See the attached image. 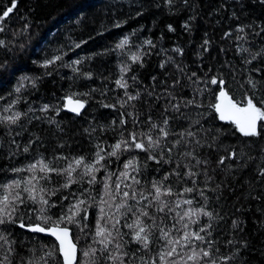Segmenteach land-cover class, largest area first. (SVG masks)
<instances>
[{
    "label": "trees",
    "instance_id": "16d2710c",
    "mask_svg": "<svg viewBox=\"0 0 264 264\" xmlns=\"http://www.w3.org/2000/svg\"><path fill=\"white\" fill-rule=\"evenodd\" d=\"M11 3L0 0V14ZM0 26L4 28L0 40L5 41L0 47V115L10 114L6 108L22 114L16 125L0 124V183L26 177L27 173L12 169L41 158L49 161L57 155L82 156L94 162L98 144L105 152L110 151L122 132L127 137L132 131L147 130L149 116L157 122L167 116L175 132L189 129L196 133L186 150L207 161L192 168L198 175L191 179L170 175L165 183L182 193L171 199L193 200L191 206L182 204L181 210L203 206L218 215L212 238L220 254L233 255L228 264H264V176L259 174L264 169V128H258L259 136L246 138L230 123L220 121L211 107L219 89L210 82L214 77L223 79L235 102L245 103L247 95L264 107V0H172L171 4L167 0H17ZM125 38L128 44L124 49H116ZM133 54L140 55V61L133 63ZM55 55H61L62 60L47 68L42 66ZM77 60L81 63H73ZM125 66L128 70L122 73ZM121 75L127 90L115 84ZM249 79L257 82L255 89L247 83ZM125 91L139 93V98L121 107V101L127 99ZM69 97L84 102L80 115L63 110V102ZM193 99L200 106L186 107L185 101ZM173 104L180 106L178 112L171 109ZM44 106H48L47 111H42ZM127 113H139L136 124ZM121 118L126 120L124 125L119 123ZM168 139L175 140L176 136ZM233 149L236 158H228ZM147 155L133 149L122 152L118 159L106 156L97 166V183H73L69 189L50 195L56 206L47 214L53 220L61 215V203L66 213L72 203L85 201L79 205V223L62 225L71 231L80 264L86 260L83 252L92 243L97 224L111 228L110 217L119 216L115 207L100 203L105 182L113 190L114 182H120L121 192L130 190L125 187L128 184L142 190L177 169L178 163L180 172H187L185 163L195 164L175 149L170 162L157 163L146 159ZM156 155L159 159V152ZM221 157H225L223 164L219 163ZM129 159L138 171H127L141 181L140 185L131 179L117 180ZM193 179L197 181L194 191L184 194V187H193ZM51 180L50 187L63 183L59 176L53 175ZM115 195L118 201L120 193ZM32 208L29 201L18 209L15 223L0 225V232L13 242L12 264H24L23 258L31 255L29 249L56 245L52 239L18 226L21 222L25 227L40 223ZM121 232L128 233V229L121 228ZM6 247L0 248V255L5 254ZM136 248L130 243L125 250ZM143 255L148 258V254ZM57 262L62 264L58 253L50 264Z\"/></svg>",
    "mask_w": 264,
    "mask_h": 264
},
{
    "label": "snow or ice",
    "instance_id": "6c2138e0",
    "mask_svg": "<svg viewBox=\"0 0 264 264\" xmlns=\"http://www.w3.org/2000/svg\"><path fill=\"white\" fill-rule=\"evenodd\" d=\"M167 2L171 4L172 0H167ZM16 4L17 0H12L11 6L7 7L0 14V21H3L13 12ZM27 27L28 25H25V29ZM3 30V26H0V32ZM169 30H173L171 26H169ZM239 31L242 32L243 29H239ZM240 39H243V37H240ZM205 43L207 44L208 41H205ZM127 44L128 39L125 38L120 40L115 45V48L122 51ZM4 46L5 41L0 40V47ZM79 46V44L76 45V47ZM244 51H247V49H244ZM130 58L133 63H136L140 61L141 56L133 54ZM59 60H62V56L55 55L51 59H46L42 66L47 68ZM73 63L79 64L81 61L77 60ZM73 70L76 71V69ZM127 70L128 67L125 66L121 69V72L124 73ZM133 79L135 78L133 77ZM210 82L212 85H217L219 89L215 96L216 102L211 105L218 119L233 125L235 130L243 137L259 136L258 128H264V123H260L264 122V107L258 106L253 98L247 95L245 103L235 102L225 90V81L223 79L214 77ZM247 83L253 89L257 86V82L251 79ZM115 84L117 87L125 90L128 88L123 75L115 80ZM16 91L19 92L20 89L17 88ZM149 95H152V93H149ZM125 96L127 99L121 101V107H125L128 102L137 100L139 93L133 95L125 91ZM104 106L114 107V105L107 104ZM185 106L199 107L200 105L193 99L185 101ZM65 107L68 111L80 115L85 104L79 100L74 101L69 97ZM132 107L135 108V105ZM170 107L172 110L178 112L180 106L173 104ZM47 110L48 106H44L42 109V111ZM168 110L169 108L166 106L165 112ZM4 111L10 114L6 116L0 115V124L16 125L21 119L22 114L20 112H11L10 108H6ZM124 115L125 113L121 114L122 117ZM127 115L133 116V124L137 123L139 113H127ZM119 123L124 125L126 120L121 118ZM147 125V130L141 128L139 132L132 131L127 137L122 132L121 139L110 146V151L105 152L104 147L98 144L94 154V162L87 161L82 156L57 155L49 161L41 158L23 168L12 169L14 173L25 172L28 175L13 179L11 182L0 183V225L15 223L18 218V209L30 201L33 205L31 211L36 213V218L40 223L28 226L27 231L51 236L56 241V245L51 247L42 245L40 249H29L31 255L23 258L24 264H50L51 261L55 260L57 253L62 258V264H80L77 259V246L69 239V229L62 225L79 223L77 220L79 205L85 201L78 200L72 203L66 213L63 211L64 204L61 203V215L53 220L52 216L47 213L48 209L55 207L56 204L51 202L49 197L50 195H55L61 189H69L73 183L86 182L90 185L97 183L95 172L99 170L97 166L101 164V161L105 160L106 156L118 159L122 152L133 149L148 153L146 159L156 160L157 163L160 160L170 162L171 153L175 149L179 155L195 160V164L190 165L185 163L184 167L188 169L187 172H180L178 171L180 168V164L178 163L177 169H173L171 173L164 175L161 180H153L150 188L142 190L133 188L131 184H128L125 187L130 190L121 192V183L114 182V191L105 182V193L100 196V203H107L109 208L115 207L119 216L113 214L110 217L113 221L111 228L100 223L97 224L92 243L83 252V256L86 258L84 264H136L137 261L139 264H228L233 259V255L220 254V249L215 247L217 241L212 238V231L214 230L213 221L219 218L218 215L207 211L206 207L203 206L181 210L182 204L191 206L193 200L183 199L180 201L171 199L174 196L182 195V193L177 191L172 185L165 183L169 180L170 175H175L178 179H191L198 175V173L192 171V168L202 163L207 164V161L198 159L194 151L186 150L191 139L196 137V133L189 129L175 132L170 127L169 117L167 116L161 122L154 121L149 116ZM216 131L220 130L217 129ZM171 135L176 136V139L169 141L168 138ZM196 142L199 144L200 141L197 139ZM182 146L185 149L184 151H181ZM24 151H28L27 146L24 148ZM165 151L168 153L167 157L164 155ZM157 152L160 154L159 159H157ZM236 156L237 153L233 149L229 153L228 158L235 159ZM224 160L225 157H221L219 163L223 164ZM59 161H63V163L58 164L57 162ZM123 167L125 171L120 173L117 180H121V178L123 180L131 179L133 184L140 185L141 181L135 176H130L127 171L130 168L138 171L133 160L129 159L128 162L124 163ZM259 174L264 176V169H261ZM53 175L62 177L63 183L50 187L53 183L51 180ZM85 177L88 179L84 180ZM109 179H111V176H109ZM196 183L197 181L193 179V187H184L183 193H192ZM115 193H120L118 201L116 200ZM70 195L75 196V193H70ZM200 195L203 196L202 191ZM105 196L108 199H105ZM64 199H67V197H64ZM109 199L114 203H109ZM205 199L207 198L205 197ZM37 205L39 207H36ZM100 212V219H103L105 215L103 207H101ZM22 216L23 213L19 217L21 221ZM201 217H205L207 220L202 221ZM122 218L124 219L123 224L121 223ZM129 219H131V222H128ZM45 225L49 226L45 227ZM193 225H196V227L193 228ZM18 226L25 228L23 222L19 223ZM236 226V222L234 221L233 227ZM121 228H127L128 233H122ZM125 235L130 236V239L125 240ZM12 243L6 235L0 232V248H4L7 245L5 254L0 255V264H12L10 260V256L14 251ZM130 243L137 245V248L125 250L126 246ZM227 243L231 245L233 241L229 240ZM153 250H155L154 259L152 258ZM138 253L142 254L137 255ZM143 254H148V258Z\"/></svg>",
    "mask_w": 264,
    "mask_h": 264
},
{
    "label": "water",
    "instance_id": "95a60500",
    "mask_svg": "<svg viewBox=\"0 0 264 264\" xmlns=\"http://www.w3.org/2000/svg\"><path fill=\"white\" fill-rule=\"evenodd\" d=\"M74 101H75V100H74ZM79 101H80V100H79ZM67 102H68V98H66V99L64 100L63 110H64L66 113H68V114H71V115H74V116H78V115H76L75 113H72V112H70V111L67 110V108L65 107V105L67 104ZM82 111H83V109L81 110L80 114L82 113ZM27 227H28V226H26L25 228H22V230L27 231ZM27 232H29V231H27ZM29 233H32V232H29ZM32 234H38V235H41V236H43V237L50 238V239H52L53 241H55L53 237H51V236H47V235L42 234V233H32ZM69 239L72 240V242L74 243V241H73V239H72V235H71V231H70V230H69ZM55 243H56V241H55ZM74 244H75V243H74ZM60 259H61V263H62V258H60ZM77 259H78V249H77Z\"/></svg>",
    "mask_w": 264,
    "mask_h": 264
},
{
    "label": "bare ground",
    "instance_id": "6f19581e",
    "mask_svg": "<svg viewBox=\"0 0 264 264\" xmlns=\"http://www.w3.org/2000/svg\"><path fill=\"white\" fill-rule=\"evenodd\" d=\"M64 103V102H63Z\"/></svg>",
    "mask_w": 264,
    "mask_h": 264
}]
</instances>
